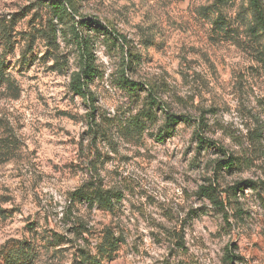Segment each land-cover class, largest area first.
Returning <instances> with one entry per match:
<instances>
[{
  "label": "rangeland",
  "instance_id": "1",
  "mask_svg": "<svg viewBox=\"0 0 264 264\" xmlns=\"http://www.w3.org/2000/svg\"><path fill=\"white\" fill-rule=\"evenodd\" d=\"M0 2H3V0H0ZM177 3L182 4L183 0H177ZM236 3L237 1L222 9L226 19L225 21H221L223 26L220 24L214 25L219 15L218 9H221L220 5L217 6V0H193V8L191 10H184V13L189 14L190 11L196 12V17L192 19V26L190 27L187 26L188 22L183 18L184 13L174 10L173 15L176 19L173 23L177 27L166 41H157L155 36L146 37L143 35L139 40H133L124 33L119 32V34L126 39L123 45H127L128 60L121 66L119 78L115 80L114 83L116 87L120 89L121 93L126 95L131 100L132 104L139 109L136 116L131 120L119 122L120 133L126 135L128 138H133L137 133H143L147 128L155 125L160 119L161 114L166 118L165 123L158 131L155 133L148 132L147 134V141L155 146L151 151L155 152L156 148L159 149V152L156 153L159 159L149 160L147 156H145L140 164L142 168H148L151 169L153 173H158L160 171V165L167 163L169 152L172 154L170 158L175 159V154L182 150L174 147V145H176L179 140L189 136L190 130L197 125L195 111L189 113L187 111L175 112L171 110L172 105L168 99L170 92L175 97V104L181 107L190 105L193 109L199 110L201 128L208 127L205 123L208 116L218 117L230 111L238 110L242 106L241 102H243V106L249 116H252V110H259L257 115L253 117V123L256 127L252 128L247 135L258 143L264 142V124H261L259 120V116L264 115V94H261V90L255 84L251 86L248 84L249 80H259L261 76V69L264 68V55L261 54L264 51V45H259V42L248 32L247 27H245V24L248 26V22L245 21L242 14H238L236 17L227 15L232 8L236 7ZM53 5L54 4L49 3V0H12L11 7L5 4L8 10L0 9L1 19L9 21L15 16L20 17V21L15 28V34L11 45L6 46L0 41V48L3 49V52L0 53V67H3L2 73L5 77L3 84H0V88L7 86L9 99L13 101L12 109L20 113L21 117L31 123L32 114L28 111L29 102L33 105L38 104L41 109L46 110L52 107V101L56 100L58 96L60 97L57 108L54 109L55 118L60 121V123H51V116H49L48 121H45L43 112H41V118L37 121L40 127L32 129V131L42 133L40 142L42 152H38L36 148L28 147V145L17 136L13 139L6 138L0 141V157H6L17 149L22 151L24 147H28L31 155L40 162L41 167L48 168L51 166L49 171L45 172L44 175L52 177L53 180L57 178L53 174H59L61 177H68L67 180L61 178L60 183L67 185L63 191L69 201H71L68 205V207L71 208L77 204L72 201L71 195L82 186L95 183L92 180L83 184L76 182L77 169H80V158L83 155H89L91 157L89 160L90 165L93 167H105L108 163L112 162L114 157L108 153L101 152L97 144L98 140L107 141L109 139L110 129L109 131L101 129L95 132H93L92 129H88L84 132H79L75 127L78 122L76 116L79 115L82 118L85 113L74 115L69 107L66 106H74L80 103L81 109L86 110L89 104H91L93 111L86 114L93 123H98V110L95 106L99 103V99L93 95L89 96V102H81L86 101V99L72 90L73 79L71 77H68V92L62 96L60 95V89L63 88L64 85L52 82L56 80L57 77L65 76L63 68L69 63V58L72 57L71 52L63 51L65 45L60 39V37H67L69 35V32L66 30V18L62 20L60 18L59 23L63 27L59 28L51 19L45 20V16H47L49 12L53 14L51 8ZM45 8L49 9V12H45ZM34 9L35 11H33ZM41 12H44V15H41ZM81 17L89 20H98L107 28L111 29L100 17L92 15H82ZM74 19L76 18L74 17ZM25 22L27 27H32L34 29L31 34L26 30ZM206 25L208 27H206ZM241 28H243L246 36L244 41L239 39ZM46 33H51V35L54 33L56 37V45L54 46L56 50L54 53L59 59L56 64L49 65L43 72L25 79L26 72H33L34 69H38L49 60L54 59L52 46L48 44V40L45 38ZM97 36H99V34H97ZM117 37V40L108 38L107 40L113 46L111 50L119 54L124 49L121 48L122 40ZM38 38L42 41H46L43 46L47 50L44 51L42 56L39 55L40 48L37 45ZM25 40L27 43L20 58L18 60L10 59L9 57H15L18 45ZM68 43L71 44L72 40H69ZM182 53L183 60L187 61L189 65L195 64L197 67H202V72L206 68L207 73L211 75V81H209L207 86L215 90V97H213L210 92H203L196 95H190L188 92H185L181 95L180 87H176L173 92L176 85L187 87L186 76H194L196 79L201 78V74L192 73L190 71L184 73L181 71V65L177 63V60L181 59ZM246 58L253 62H246ZM201 61L203 62V66L201 65ZM58 66L60 70L56 71ZM97 69L98 74L90 84L94 83L97 78L103 80L106 75H109L106 71L98 67ZM13 73L15 75H13ZM125 73L130 74V76L125 75ZM111 75H116V73H112ZM246 75L248 77L247 80L245 79ZM203 78L207 79L206 76ZM124 79H128L132 82L134 87L126 85ZM34 81H38L39 83H33ZM173 82H175V85ZM161 85L163 86V95H161ZM33 89H35V92H33ZM30 93L31 95H29ZM233 93H236V95H233ZM3 95L4 94L0 92V98H3ZM152 99H157V101L161 103V107L151 104ZM248 106H251V108H248ZM0 112L5 113L4 115H0V127H7L8 130H12L13 120L8 118L11 113L5 112L3 107H0ZM171 115L181 117L182 119L179 124L168 127V117ZM104 123L111 125L113 122L105 118ZM181 124H183L182 128L180 127ZM27 126L28 125H18V128L23 131ZM59 133H63L64 138H49L56 137ZM28 134L30 133H26L25 135ZM90 134L91 140L86 144L85 139L89 137ZM200 138L204 141L211 142V145L200 143ZM191 141L193 143H198V156L205 151V146L209 145L215 148L211 155L223 156L224 158L215 161L216 168L213 170V182L215 187H213V183H209V180L212 178L206 176H201L199 181L192 176H186L183 181L185 184H187L188 181H192L191 187L182 188L181 194L183 196L190 198L189 194L191 193L195 195L197 202L209 200L218 206V211L214 216L208 214V206L204 203H199L197 207L189 206L187 208V214L179 220V231L184 233L183 239L185 241H187L188 227L191 226L194 229H198L199 222L205 217L210 225L215 224L217 219H221L220 213L223 212V201L218 199L221 191L230 197L229 206H231V200L236 199L237 203H239L238 197L247 195V191L241 187L237 188V184L242 183V185L250 186V184H245V182H252L255 183V186L251 187V190L260 200L264 201V191L257 190L259 188V182L256 180H239L235 183H228L227 186L222 183V178L224 176H231L234 174L233 170L239 167L238 162L241 160V157L234 154L229 155L226 146L219 145L215 140L206 139L204 136L200 135L199 131L191 133ZM133 147L144 149V152L150 150L145 146L144 142L133 145ZM191 148L192 143H189L188 147L183 149L184 160H182L181 163L186 162ZM86 149L88 150L87 152ZM91 149H95L94 155ZM144 152L139 153V155H144ZM131 159V156L121 157V161L125 163H130ZM225 160H230L234 163V167L231 170H221L220 166L217 165L218 161ZM202 165L203 161L191 163L188 165V172H200ZM80 170L82 171L83 169ZM113 173L117 179L120 178V173L115 172V170H113ZM179 174V168L173 165L172 170L166 171L165 180L161 182L162 187L155 190L158 194H152L145 188L143 189V193L147 194L146 198H142L139 203L136 202V196L131 195L130 192L129 196H131L133 202L128 203L129 197L125 195V192L128 191L126 188L123 190L116 189L115 191L110 187L105 188L104 179L101 178L99 181L100 185L106 190L118 193L121 196V201H119V203L116 202L111 211L99 207L92 208L88 206L87 210L92 213V220L87 226H85V223H81L79 227L75 229V238L79 239L85 232H90L94 229L95 231H91V235L95 240V244L92 239L84 238L83 244L76 249L74 257H78V259L74 258L73 264L83 263L81 259L83 253L88 252L95 255L96 247L102 242L107 232L113 233V227L121 233L119 236H115V238L122 241L120 251L116 255L114 261L115 264H134V257L128 249L134 245L135 241L140 240L142 236H152L156 239L154 241L145 239L143 241L144 248L135 249L136 253L139 254L142 252L145 257L155 255V250L160 248L166 234L174 230L171 226V222L175 220V215L169 205L175 203V201L171 200V196L175 195L172 191V186L174 184L179 186V181L177 179ZM9 179H11V177H9ZM124 179L126 180L127 178ZM148 183L151 184L154 183V181L149 180ZM197 184L199 185L198 187H196ZM137 187H140V185L137 184ZM69 188L72 190L69 191ZM211 188L215 194V199L218 200V204L207 194L208 189L210 190ZM132 191H135V189ZM46 194V192H38L37 195L38 197H42ZM166 195L169 197L167 200L164 198ZM4 199L5 202H7L10 198L5 197ZM79 204L81 207L85 205V203ZM37 207H40V205L37 204ZM181 210L183 211L184 209L182 208ZM42 211L43 209H41V212ZM23 212L31 213L30 206H26ZM5 213H12L15 215L17 209L0 208V216H3L4 220V225L0 228V239H3V234L5 232L17 233L23 230L31 233L38 224V220L32 219L31 215H29L28 222L22 224V228H17L15 222L11 225L7 223L10 217L4 215ZM34 215L38 218L40 212H36ZM146 217L151 221L150 225L146 224ZM44 219L49 225V230H52L55 227L52 223V217L45 215ZM63 219L64 218H62V220ZM233 219L238 221L236 226L239 227L241 225L247 226L254 217L248 209L240 208L233 213ZM223 220L228 223L229 229H231L232 224L231 221L227 219V213L224 214ZM114 221H116L115 224L113 223ZM149 227H152L154 230L149 231ZM252 228L254 233L253 246H255V236L256 234L264 232V224L258 222L253 224ZM219 230L221 232L224 231L222 228ZM68 231L72 233L74 228H69ZM224 234L227 236L230 235L231 232L228 231ZM17 241L27 245L35 244L34 241L21 239L15 234L8 235L4 243L0 245V264H7L4 263L2 257L3 249L13 245ZM63 242L71 244L72 238H66L56 233L55 243L50 240L48 246L43 249V253L46 255L48 251H52V256L48 257V259L62 256L63 252L67 251V249L62 250L59 247ZM183 246L186 248L187 243L185 242ZM225 248L232 250L228 253V255L232 257V260L229 261L227 257L222 258L221 264H233L236 260L244 261L250 258L241 253L239 238L227 242ZM160 250L163 251V249ZM37 253L33 262L26 264H34V261H37L38 257L41 255L40 252L37 251ZM171 254V252L168 253L169 256H171ZM122 256L124 257L123 259L121 258ZM39 264H48V260H41ZM107 264H113V262ZM149 264H151V262H149ZM156 264H164V261L157 259Z\"/></svg>",
  "mask_w": 264,
  "mask_h": 264
},
{
  "label": "clouds",
  "instance_id": "2",
  "mask_svg": "<svg viewBox=\"0 0 264 264\" xmlns=\"http://www.w3.org/2000/svg\"><path fill=\"white\" fill-rule=\"evenodd\" d=\"M50 4L62 3L66 8V20L67 31L69 35L67 37H60L65 47L63 51L71 52L72 57L69 58V63L64 66V77H57L53 80V83H61L64 85L60 89V95H64L68 92V77H71L77 82L83 81V71L86 66V62L89 58L94 61V66L106 71L109 75H106L103 80L97 78L94 83L87 85V93L89 96H96L99 99V103L95 106L98 110L97 121L93 123L89 116L86 114L93 111V107L89 104V107L81 109L80 103L73 105H66L70 111L76 115L78 113H85L83 117L77 115V123L75 127L79 132H84L88 129H92L93 132L98 130L109 131L110 135L107 141L98 140L97 144L100 147V151L108 153L114 158L111 163H108L105 167H93L89 164L91 157L89 155H83L80 160V169H77L76 182L83 184L89 180L94 181V187H90L87 191L93 196L92 206L95 208L99 204V199L96 197V193L100 189V179H104V187L116 189H128L125 195L128 196V203H132L131 195L136 196V202L139 203L142 198H146V193H143V189L147 188L152 194L156 193V189L162 187L161 182L165 180L166 171H170L175 165L180 170V174L177 177L179 186L175 184L172 186V191L175 193L171 196V200L175 203L170 204L175 220L171 222L173 231L167 233L163 243L159 249L155 250V255L145 257L143 253L137 254L135 249L144 248L143 241L145 239L155 240L152 236H142L140 240L135 241L134 245L128 250L134 257V264H156L157 259L164 261V264H221V259L227 257L229 261L232 257L228 255L232 250L225 248V244L233 239L239 238L241 243V253L250 257L244 261L236 260L233 264H264V232L256 234L255 246L253 240V228L255 223L264 224V201L260 200L257 195L251 190L252 186L241 185V188L247 191V195L238 197L239 203L236 199L231 200V206H229L230 197L223 191L220 192L219 200L223 201V212L220 213L221 219H217L215 224L210 225L205 217L199 222V228L193 227L187 228V241L183 239L184 233L179 231V220L181 217L187 214V208L189 206L197 207L199 203L207 204L208 214L214 216L218 211V206L209 200L196 201L195 195L189 194L190 198H186L181 194L182 188L191 187L192 181H188L185 184L183 181L186 176H192L199 181L201 176L212 178L209 183L214 184L213 170L216 168L215 161L224 158L223 156H213L211 153L215 150L213 146L206 145L205 151L199 156L198 143L191 141V133L199 131L200 135L204 136L208 140H215L219 145L226 146L228 148L229 155H236L241 157L238 162L239 167L234 169V174L231 176H224L222 183L227 186L228 183H235L239 180L252 179L259 182L258 191H264V142H256L252 140L247 133L256 125L253 123V117L257 115L259 110H252V116L248 115L245 107L242 106L238 110H233L222 116L213 117L208 116L205 120L207 128H201L199 110L193 109L190 105L187 107H181L174 103L175 97L170 92L168 99L172 105L171 110L175 112L187 111L192 113L195 111L197 116V125L190 130V135L179 140L174 147L182 149L175 154V159H171V153H168L169 159L167 163L160 165V171L153 173L151 169L142 168L141 162L145 156L149 160L159 159L156 153L159 149L156 148L155 152L151 151L155 148L147 141L148 132L155 133L165 123V117L161 114L158 122L147 128L143 133H137L133 138H128L119 131V122H127L131 120L139 109L134 106L131 100L121 93L120 89L116 87L114 81L119 78V71L121 66L127 62V45H124V50L117 54L112 51V45L107 40L105 35L97 36V25H92L91 31H85L81 27L77 26L79 19L82 15H92L103 19L104 23L108 25L115 32H122L126 36L133 40H139L141 36L152 37L155 36L157 41H166L177 27L173 21L176 17L173 15L175 11H181L184 13L185 9L191 10L194 6L193 0H183V3H177V0H49ZM11 7L12 0H3L0 2V9L8 10L5 7ZM35 11V9L33 10ZM45 12H49V9L45 8ZM238 14H242L246 22H250L255 25L258 23L261 14H264V0H237L236 7L232 8L227 15L236 17ZM44 15V12H41ZM71 17H75L72 20ZM196 17L195 11L184 13L183 18L188 22V27L192 26V19ZM51 19L57 27H63L60 25V17H53V14L49 12L45 16V20ZM91 23V22H89ZM206 27H208L206 25ZM247 27V24H245ZM26 30L31 34L33 32L32 27H27ZM74 29V32L72 31ZM76 34H79V38H74ZM18 39V37H17ZM241 41L246 39L243 28H241V35L239 36ZM72 40L69 44L68 41ZM82 41H87L83 44ZM27 41L21 42L17 47L15 57H9L10 59H19L23 53V49ZM46 41L37 39V45L40 48L39 55H43ZM123 44V41H121ZM3 49L0 48V53ZM59 57L49 60L43 66L38 69H34L33 72H26L25 79L32 75H37L43 72L49 65L56 64ZM251 63L253 61L247 60ZM62 63V62H61ZM177 63L181 65V71L188 73L201 74L200 79H196L194 76H186L187 87H180L181 95L188 92L190 95H196L203 92H210L215 97V90L209 88L207 85L211 81V75L207 73L206 68L202 72V67H197L195 64L189 65L187 61L183 60V53L181 59L177 60ZM187 65V66H186ZM203 66V62L201 61ZM58 66L56 71H59ZM116 73V75H111ZM54 74V73H53ZM13 75H15L13 73ZM130 76V74L125 73ZM207 77L204 79L203 77ZM18 79V78H17ZM247 80V75L245 76ZM235 82V81H234ZM33 83H39L34 81ZM175 85V82H173ZM249 86L255 84L260 90L261 94H264V68L261 69V76L259 80H249ZM83 86V85H81ZM161 95H163V86L161 85ZM3 98H0V107L5 109V112L11 113L8 116L13 120L12 130H8L7 127H0V141L7 139H13L14 137H20L28 147L36 148L38 152H42L40 148L42 133L32 131L33 128H39L40 125L37 121L41 118V112L45 121H48L49 116L52 117L51 123L59 124L60 121L55 118L54 109L57 108L60 97L52 101V107L43 110L39 105H33L29 102L28 111L31 112V123L25 118L21 117L20 113L15 112L12 109V103L9 99V93L7 86L0 88ZM35 92V89H33ZM52 94V93H50ZM31 95V93L29 94ZM236 95V93H233ZM88 102V101H81ZM203 106V105H202ZM251 108V106H248ZM5 113L0 112V115ZM108 118L113 123L111 125L105 124L104 120ZM261 124H264V115L259 116ZM18 125H28L19 130ZM183 127V124L180 125ZM26 133H30L25 135ZM50 139H62L63 133H59L56 137H49ZM91 140V134L85 139V143L88 144ZM140 142H144L145 146L150 150L144 152V149L133 147ZM192 143V148L186 162L181 163L184 160V151L188 147V144ZM28 147H24L23 150H15L6 157H0V208L17 209V213H5L4 215L10 217L7 221L9 225L15 222L17 228H22V224L28 222L29 215L32 219H37L38 224L35 229L30 233L28 231H19L17 233L5 232L3 239H0V245L4 243V240L8 238V235L15 234L21 239H27L34 241L37 245V251L41 253L37 261L34 264H39L41 260H48V264H73V259L76 249L83 244L84 238L92 239L94 244L95 240L90 232H85L79 239L75 238V229L79 227L81 223H85L87 226L92 220V213L89 212L88 203L86 202L84 207H81L79 203L69 208L71 203L68 197L64 194L66 184L60 183V179L67 180V176L61 177L59 174H53L57 178L55 180L50 176L44 175L49 171L50 167H41L40 162L31 155ZM88 150L86 149V152ZM94 155L95 149H91ZM144 152V155L139 153ZM131 156V162L125 163L121 161V157ZM203 161L200 172H188V165L191 163H199ZM62 163V161H61ZM115 172L120 173V178L114 175ZM11 177V179H9ZM124 178H127L126 180ZM153 180L154 183L149 184L148 181ZM43 181V183H42ZM137 184L140 187H137ZM199 185L197 184L196 187ZM135 189V191H132ZM69 191L72 189L69 188ZM39 193L46 192V195L38 197ZM106 195H111L106 194ZM5 197L10 199L5 202ZM55 198V199H54ZM165 200L169 197L166 195ZM37 204L40 207H37ZM26 206H30L31 213L23 212ZM184 209L183 211L181 209ZM240 208H246L251 211L254 219L247 226L237 227L238 221L233 219V213ZM41 209L43 211L41 212ZM40 212V216L37 218L34 213ZM22 213V214H21ZM227 213V219L231 221L232 228L229 229V225L223 220L224 214ZM45 215L52 217V223L55 227L49 230L48 223L45 222ZM62 218H64L62 220ZM114 224L116 221L113 222ZM146 224L150 225L151 221L146 217ZM4 225L3 216H0V228ZM99 227V226H98ZM74 228L72 233H69L68 229ZM224 229L221 232L219 229ZM149 231H153L152 227L148 228ZM230 231V235H225V232ZM56 233L61 234L66 238H72V243L63 242L59 247L67 249L62 256L48 259L52 256V251H48L45 255L43 249L48 246L49 241L55 243ZM113 236H119L121 233L119 230L113 227ZM179 242V243H177ZM187 243L185 248L183 245ZM160 249H163L161 251ZM171 252V256L168 253ZM124 258L123 256L121 257ZM107 264V262H104ZM115 264V262H113Z\"/></svg>",
  "mask_w": 264,
  "mask_h": 264
},
{
  "label": "trees",
  "instance_id": "3",
  "mask_svg": "<svg viewBox=\"0 0 264 264\" xmlns=\"http://www.w3.org/2000/svg\"><path fill=\"white\" fill-rule=\"evenodd\" d=\"M237 0H217V6L220 5L221 9H218L219 15L216 19L214 25L220 24L223 26V23L221 21H225V15L222 12V9L231 5ZM54 17H60L61 20L66 18V8L63 6V4H54L52 7ZM72 20H75L74 17H71ZM20 21L19 16H15L11 18L9 21L6 19L0 18V41L6 45L10 46L13 37L15 28L18 25V22ZM91 22V23H89ZM97 25V34L99 35H105L108 39H116L120 38L124 43L126 42V39L119 34L118 32H115L113 29L107 28L105 25H103L98 20H89L85 18H80L78 25L84 30L91 31L92 25ZM248 32L251 34V36L256 39L259 42V45H264V14H261L259 21L257 24L253 25L250 22H248L247 26ZM53 31V29H52ZM74 32V29L72 30ZM46 39L48 40V44L52 46L53 49V57L56 58L55 52V45H56V37L54 36V33H46L45 35ZM74 38H79V34H76ZM122 38V39H121ZM83 44H86L87 41H82ZM122 49H124V45L121 46ZM264 55L263 53H261ZM2 66L0 67V84H3L4 80V74L2 73ZM98 74V69L96 66H94V61L91 60V58L88 59L86 62V66L83 71V81L77 82L75 80L72 81V90L75 91L78 95L82 96L86 101H90V97L87 93V85L90 84V82L96 77ZM124 83L130 87H134V84L130 82L128 79H124ZM83 85V86H81ZM93 102V101H92ZM151 104L157 105L158 107H161V103L157 101V99H152ZM181 117L177 116H169L168 117V127L171 125H177L181 121ZM200 143H207L211 145V142L204 141L202 138H200ZM217 165L220 166V169L225 170H231L234 167V163L230 160L225 161H218ZM245 184H250V186H255V183L252 182H245ZM242 183L237 184V188H240ZM90 187H94V184H86L82 186L80 189L76 190L72 195L71 199L74 203H88V206L92 207V200L93 196L89 194L87 191ZM212 188L208 189V196L212 198V200L215 201V203L218 204V200L215 199V194L213 192ZM111 195H106V194ZM96 197L99 199V204L96 207H99L101 209L111 211L115 205V203H119L121 201V196L118 193H113L110 190L104 189L100 185L99 191L96 193ZM122 241L120 239L115 238L111 232H107L104 236L102 242L96 247V253L95 255H92L91 253H83L81 259L83 263L79 264H104V262L112 263L115 261L116 255L120 251ZM37 246L36 244H25L20 241L15 242L13 245H10L3 249L2 251V257L4 260V263L7 264H26V263H32L35 257L37 256Z\"/></svg>",
  "mask_w": 264,
  "mask_h": 264
}]
</instances>
